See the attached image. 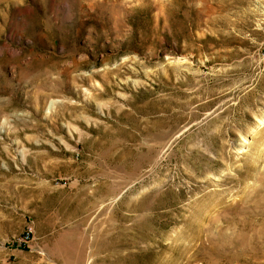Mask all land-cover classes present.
<instances>
[{
    "label": "rangeland",
    "instance_id": "374dc122",
    "mask_svg": "<svg viewBox=\"0 0 264 264\" xmlns=\"http://www.w3.org/2000/svg\"><path fill=\"white\" fill-rule=\"evenodd\" d=\"M0 264H264V0H0Z\"/></svg>",
    "mask_w": 264,
    "mask_h": 264
}]
</instances>
